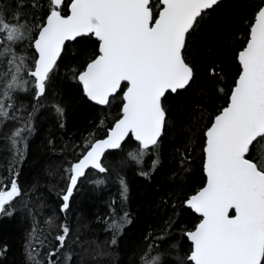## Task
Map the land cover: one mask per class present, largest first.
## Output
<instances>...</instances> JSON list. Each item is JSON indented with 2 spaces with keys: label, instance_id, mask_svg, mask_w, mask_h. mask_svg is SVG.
Here are the masks:
<instances>
[{
  "label": "snow or ice",
  "instance_id": "snow-or-ice-1",
  "mask_svg": "<svg viewBox=\"0 0 264 264\" xmlns=\"http://www.w3.org/2000/svg\"><path fill=\"white\" fill-rule=\"evenodd\" d=\"M224 7L0 0V227L19 235L12 264H264V0L234 2L228 30L213 26ZM75 103L97 113L87 135L50 134L24 180L41 121L65 129ZM170 139L183 147L152 184L155 226L125 244L129 176L164 173ZM86 191L109 192L95 218L109 238L95 247L71 223ZM12 252L0 241V264Z\"/></svg>",
  "mask_w": 264,
  "mask_h": 264
},
{
  "label": "trees",
  "instance_id": "trees-1",
  "mask_svg": "<svg viewBox=\"0 0 264 264\" xmlns=\"http://www.w3.org/2000/svg\"><path fill=\"white\" fill-rule=\"evenodd\" d=\"M238 0H225V7L217 14L214 22V27L217 29L228 30L233 27H238L237 16L231 14V5ZM65 69H60L61 76H63ZM63 83V81H62ZM114 114V113H113ZM97 113L92 112L88 108L83 107L79 103L72 104L65 118L66 127L61 130L55 127V118L50 117L41 121L37 137L34 138L32 144V155L29 157L28 163L24 166V180H30L31 176L39 170L43 164V156L37 155L41 150V145L51 134L55 136L60 144L69 143L71 141H79L82 135H87L91 122ZM180 142L173 143L170 139L165 147V154L162 160L164 173L157 174L155 180L152 182L145 181L136 176L134 173L130 174V211L134 217V225L129 226L128 239L124 241L125 244L129 240H137L142 234H147L155 226V218L153 213H149L147 208L150 203V198L153 193V183H163L164 175L168 174V170L176 167L173 160V153L175 148H182ZM2 159V156H0ZM148 161H145L147 167ZM115 193V188L111 189ZM109 198V192L105 191L103 196L85 192L81 194L74 208L73 219L71 221L74 229H79L83 237L85 246L91 244L95 247L97 244L103 245L109 238L108 234L103 230V225L96 222V216L103 214L105 211L104 201ZM55 199V197H53ZM7 241L13 247V252L9 256V264L15 257L18 260L19 249V235L14 231L11 225H4L0 227V241Z\"/></svg>",
  "mask_w": 264,
  "mask_h": 264
}]
</instances>
